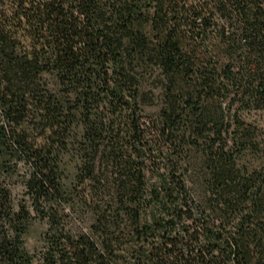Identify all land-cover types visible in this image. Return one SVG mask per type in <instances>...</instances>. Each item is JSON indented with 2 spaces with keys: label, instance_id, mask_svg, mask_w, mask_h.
<instances>
[{
  "label": "trees",
  "instance_id": "1",
  "mask_svg": "<svg viewBox=\"0 0 264 264\" xmlns=\"http://www.w3.org/2000/svg\"><path fill=\"white\" fill-rule=\"evenodd\" d=\"M253 110L264 0H0V264H264Z\"/></svg>",
  "mask_w": 264,
  "mask_h": 264
},
{
  "label": "rangeland",
  "instance_id": "2",
  "mask_svg": "<svg viewBox=\"0 0 264 264\" xmlns=\"http://www.w3.org/2000/svg\"><path fill=\"white\" fill-rule=\"evenodd\" d=\"M243 117L256 126L263 132L264 136V110H253L248 113H244ZM73 171V170H72ZM27 167L21 161L18 163L15 171L10 177L6 179V182L11 190V194L14 202L26 199L24 179L26 177ZM69 225L78 226V220L71 217L68 219ZM47 229L46 223L38 219H32L30 222L29 229L24 237L25 247L30 255L34 257L33 264H39L38 253L43 246V235Z\"/></svg>",
  "mask_w": 264,
  "mask_h": 264
}]
</instances>
